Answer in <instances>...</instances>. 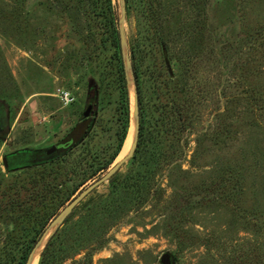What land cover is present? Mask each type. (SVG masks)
<instances>
[{"label": "rangeland", "instance_id": "obj_1", "mask_svg": "<svg viewBox=\"0 0 264 264\" xmlns=\"http://www.w3.org/2000/svg\"><path fill=\"white\" fill-rule=\"evenodd\" d=\"M113 2L119 15V1ZM160 10L172 74L169 58L189 62L195 114L184 152L156 172L154 193L57 264H161L164 252L171 264H264V0H161ZM74 16L53 0H0V248L17 236L12 221L20 211L13 215L1 193H9L13 181L21 189L25 171L45 162L39 153L76 129L72 156L88 131L97 133L92 143L105 141L95 122L106 119L105 112H94L80 127L90 100H97L99 80ZM125 31L128 40L136 35L133 12ZM58 89L73 102L63 105L54 95ZM129 94L132 103V86ZM52 159L69 167V146ZM126 163L117 173L127 171ZM68 167H59L58 180L69 184ZM107 192L108 182L95 188L72 220L89 199Z\"/></svg>", "mask_w": 264, "mask_h": 264}, {"label": "trees", "instance_id": "obj_2", "mask_svg": "<svg viewBox=\"0 0 264 264\" xmlns=\"http://www.w3.org/2000/svg\"><path fill=\"white\" fill-rule=\"evenodd\" d=\"M53 1L63 13L75 15L71 22L77 27L82 43L90 48L89 60L95 63L98 72L97 100H90L91 113L80 118V127L94 117V112H105L106 119L99 117L95 121L105 135V141L92 143L97 133L88 131L85 142L78 147L79 154L72 156V141L80 131L76 129L69 136V167L57 159H47L25 171L26 183L20 185L21 189H16L13 181L7 187L9 193L5 189L2 191V196L6 195L9 200L12 214L20 211L17 220L12 221L15 226L17 222L19 232L17 236L4 239L0 264L25 263L58 209L81 185L107 169L116 159L130 127V94L113 0ZM125 6L127 16L134 13L137 28L136 35L128 40L139 108L135 151L126 163L127 171L110 178L108 192L89 199L75 221L72 216L77 209H73L49 238L37 264H57L86 248L125 212L154 193L152 180L156 172L175 156L183 154L186 133L192 129L195 111L193 92L187 83L189 62L180 57L169 58L175 72H168L163 53L167 32L160 13L161 0H125ZM66 166L69 184L67 180L64 183L58 180L59 167L64 170ZM4 209L0 205V212ZM97 226L101 228L95 234Z\"/></svg>", "mask_w": 264, "mask_h": 264}, {"label": "water", "instance_id": "obj_3", "mask_svg": "<svg viewBox=\"0 0 264 264\" xmlns=\"http://www.w3.org/2000/svg\"><path fill=\"white\" fill-rule=\"evenodd\" d=\"M118 1H119V15H118L119 42H120V47H121L123 61H124V67H125V72H126L128 89H130V86H132V88H133V101L131 103V119L132 118L134 119V133H133L130 149L128 150V152L123 157H121L118 161H115V163H113L107 169V171L104 174H102L100 177H98L97 179H95L94 181H92L91 183H89L88 185L83 187L81 190H79V192L76 193L72 197V199H70L68 201V203H66L65 206L50 220V222L48 223V225L44 229L43 233L41 234V236L36 241L33 248L31 249V251L29 252L27 259H26L24 264H33L37 250L39 249V247L43 243L48 232L52 228H54L53 231L47 237L41 251L39 252V256H40L42 250L44 249L46 243L48 242L49 238L51 237V235L64 222V220L68 217V215H70V213L73 211V209L76 208L79 205V203L85 197H87V195H89L95 188H97L98 186H100L104 182H108L109 179L112 178L120 170V168L132 157V155L135 151V148L137 145V139H138V132H139L138 95H137V88H136L133 73H132L130 56H129L128 39H127L126 31H125V20H126L125 0H118ZM165 63H166L168 72L170 74H172V69H171L169 62L166 60ZM91 110H92V104L89 103L87 105L86 109L84 110V112L82 113V117L83 118L88 117L91 113ZM130 122H131V120H130ZM127 135H128V133H127ZM126 138H127V136H126ZM126 138H125V140H126ZM59 150H60V147L51 146V147L45 149V153L47 155H50L53 153H58ZM3 162H4L5 166H7V160L5 157L3 158ZM39 256H38V258H39ZM160 262H161V264H171L172 260H171L170 254L168 252H164L160 257Z\"/></svg>", "mask_w": 264, "mask_h": 264}, {"label": "bare ground", "instance_id": "obj_4", "mask_svg": "<svg viewBox=\"0 0 264 264\" xmlns=\"http://www.w3.org/2000/svg\"><path fill=\"white\" fill-rule=\"evenodd\" d=\"M133 122H134V119H133ZM133 133H134V128L133 127H131L130 128V130H129V132H128V135H127V138H126V140H125V142H124V145H123V148H122V151H121V155H123L124 156V154H126L127 152H128V150L130 149V146H131V142H132V137H133ZM122 156V157H123ZM121 158V157H120ZM119 158V159H120ZM118 159V160H119ZM117 160V161H118ZM53 229L54 228H52L49 232H48V234H47V236L45 237V239H47V237L49 236V234L53 231ZM44 239V240H45ZM44 242V241H43ZM41 251V249H38L37 250V253H36V256H35V259H34V261L36 260V258H37V256L39 255V252ZM34 261H33V264H34Z\"/></svg>", "mask_w": 264, "mask_h": 264}, {"label": "built area", "instance_id": "obj_5", "mask_svg": "<svg viewBox=\"0 0 264 264\" xmlns=\"http://www.w3.org/2000/svg\"><path fill=\"white\" fill-rule=\"evenodd\" d=\"M54 95L63 105L71 104L74 100V97L71 95V93L66 90L58 89L57 93H55Z\"/></svg>", "mask_w": 264, "mask_h": 264}, {"label": "flooded vegetation", "instance_id": "obj_6", "mask_svg": "<svg viewBox=\"0 0 264 264\" xmlns=\"http://www.w3.org/2000/svg\"><path fill=\"white\" fill-rule=\"evenodd\" d=\"M63 145H64V146H63ZM57 146L60 147V149H65V148H67V147L69 146V139L66 140L64 143L59 144V145H57ZM56 155H57V153H53V154L47 155V154L45 153V150H43L41 153H39V156H40L39 159H44V160H46V159H50V158H52V157H54V156H56Z\"/></svg>", "mask_w": 264, "mask_h": 264}]
</instances>
